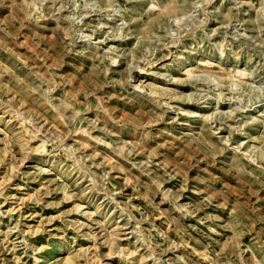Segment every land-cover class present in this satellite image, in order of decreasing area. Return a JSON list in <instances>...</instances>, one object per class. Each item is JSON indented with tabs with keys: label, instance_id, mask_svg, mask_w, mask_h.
<instances>
[{
	"label": "rangeland",
	"instance_id": "374dc122",
	"mask_svg": "<svg viewBox=\"0 0 264 264\" xmlns=\"http://www.w3.org/2000/svg\"><path fill=\"white\" fill-rule=\"evenodd\" d=\"M0 264H264V0H0Z\"/></svg>",
	"mask_w": 264,
	"mask_h": 264
},
{
	"label": "bare ground",
	"instance_id": "6f19581e",
	"mask_svg": "<svg viewBox=\"0 0 264 264\" xmlns=\"http://www.w3.org/2000/svg\"><path fill=\"white\" fill-rule=\"evenodd\" d=\"M169 11V10H168Z\"/></svg>",
	"mask_w": 264,
	"mask_h": 264
}]
</instances>
